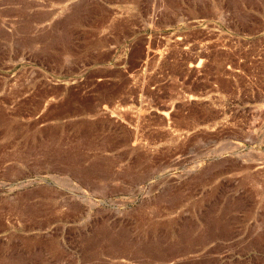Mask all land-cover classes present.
<instances>
[{"label": "rangeland", "instance_id": "1", "mask_svg": "<svg viewBox=\"0 0 264 264\" xmlns=\"http://www.w3.org/2000/svg\"><path fill=\"white\" fill-rule=\"evenodd\" d=\"M159 1L0 0V264H264V0Z\"/></svg>", "mask_w": 264, "mask_h": 264}, {"label": "crops", "instance_id": "2", "mask_svg": "<svg viewBox=\"0 0 264 264\" xmlns=\"http://www.w3.org/2000/svg\"><path fill=\"white\" fill-rule=\"evenodd\" d=\"M104 4L109 6H145L144 10L147 17H138L140 22L152 23L148 25H136L135 27H156V28H169L173 27L174 23L181 22L184 18L189 19L185 14H183L180 8L165 9L161 1L159 0H101ZM163 7V8H162ZM166 13V16L162 15ZM194 19V18H192ZM196 19V18H195Z\"/></svg>", "mask_w": 264, "mask_h": 264}]
</instances>
